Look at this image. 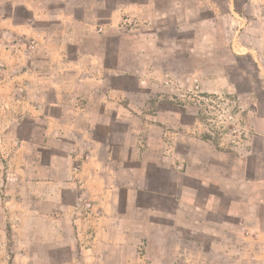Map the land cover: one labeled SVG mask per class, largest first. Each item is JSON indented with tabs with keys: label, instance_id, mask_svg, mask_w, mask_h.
Here are the masks:
<instances>
[{
	"label": "rangeland",
	"instance_id": "rangeland-1",
	"mask_svg": "<svg viewBox=\"0 0 264 264\" xmlns=\"http://www.w3.org/2000/svg\"><path fill=\"white\" fill-rule=\"evenodd\" d=\"M248 4L171 0L168 61L164 46L149 45L152 56L144 60L132 52L139 47L126 45L127 81L121 84L127 86L124 101L132 105L131 114L110 134L116 182L137 181L145 193L143 201L140 189L133 198L130 190L123 192L129 260L264 264V63L258 56L254 63L255 53L248 52L262 42L258 14L241 11ZM1 8L6 13L8 6ZM153 23L152 14H126L118 26L133 36L145 27L152 34ZM4 37L8 49L12 38ZM3 144L0 244L10 248L8 197L15 190L4 183L12 176ZM51 176L63 174L58 169ZM100 217L91 216L88 225L97 227Z\"/></svg>",
	"mask_w": 264,
	"mask_h": 264
},
{
	"label": "crops",
	"instance_id": "crops-1",
	"mask_svg": "<svg viewBox=\"0 0 264 264\" xmlns=\"http://www.w3.org/2000/svg\"><path fill=\"white\" fill-rule=\"evenodd\" d=\"M248 1L241 11L258 14L262 31L259 49L248 52L264 63V0ZM126 14H152V34L147 27L133 36L123 31ZM3 35L13 40L8 49ZM129 42L144 60L152 56L149 45L164 46L168 61L171 0H0V141L12 176L4 183L15 190L6 233L14 247L0 244V264H159L129 260L120 205L126 190L133 198L140 189L144 201V187L113 175L110 133L132 107L121 84ZM58 169L63 177H52ZM91 216H103L95 228Z\"/></svg>",
	"mask_w": 264,
	"mask_h": 264
},
{
	"label": "built area",
	"instance_id": "built-area-1",
	"mask_svg": "<svg viewBox=\"0 0 264 264\" xmlns=\"http://www.w3.org/2000/svg\"><path fill=\"white\" fill-rule=\"evenodd\" d=\"M34 48V46L33 45H31L30 47H29V49H33Z\"/></svg>",
	"mask_w": 264,
	"mask_h": 264
}]
</instances>
